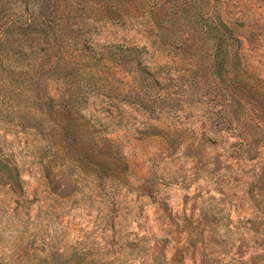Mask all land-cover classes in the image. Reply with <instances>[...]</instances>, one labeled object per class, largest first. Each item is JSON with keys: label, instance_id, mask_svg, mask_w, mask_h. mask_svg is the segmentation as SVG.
Returning a JSON list of instances; mask_svg holds the SVG:
<instances>
[{"label": "rangeland", "instance_id": "374dc122", "mask_svg": "<svg viewBox=\"0 0 264 264\" xmlns=\"http://www.w3.org/2000/svg\"><path fill=\"white\" fill-rule=\"evenodd\" d=\"M115 3L0 0V264H264V0Z\"/></svg>", "mask_w": 264, "mask_h": 264}, {"label": "trees", "instance_id": "16d2710c", "mask_svg": "<svg viewBox=\"0 0 264 264\" xmlns=\"http://www.w3.org/2000/svg\"><path fill=\"white\" fill-rule=\"evenodd\" d=\"M100 6L106 11L109 17L116 18L117 20H122L124 18L123 9L118 4L115 3V0H101ZM5 14L6 13H4V15ZM23 20L20 21L17 18H12V19L5 21L4 26L2 27L0 26V41L3 39V37L11 33L14 27L18 25V23L21 24V26L23 27L34 28L33 25L37 21V19H34L32 17L27 18L25 21ZM221 24L222 26H221V30H219L220 35L218 36V38L220 40V46L224 48L218 47L219 51L217 53L221 55H226L227 53H229V50L226 47L229 46L231 43H233L236 40V38L232 34L231 30L226 26L225 23H221ZM219 29H220V26H219ZM116 47H119V46L117 45ZM123 51L134 52V51H139V49L138 47H134V48H131L128 50L126 49ZM225 59L226 57L224 58V60H222L223 67L226 66ZM114 146H115L114 139L106 140L107 149L105 152H106L107 157L109 158V164H110L111 169L113 170V174L122 172L123 170L126 169V166H127L122 150L119 147L115 148ZM175 148L176 146L173 144L171 147L172 151H174ZM112 178L121 179V177H116V175H114Z\"/></svg>", "mask_w": 264, "mask_h": 264}]
</instances>
